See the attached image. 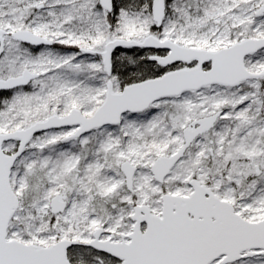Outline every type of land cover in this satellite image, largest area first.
<instances>
[{
    "label": "snow or ice",
    "instance_id": "1",
    "mask_svg": "<svg viewBox=\"0 0 264 264\" xmlns=\"http://www.w3.org/2000/svg\"><path fill=\"white\" fill-rule=\"evenodd\" d=\"M0 264H264V0H0Z\"/></svg>",
    "mask_w": 264,
    "mask_h": 264
}]
</instances>
